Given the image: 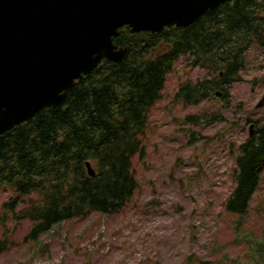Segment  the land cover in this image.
<instances>
[{"label": "trees", "instance_id": "obj_1", "mask_svg": "<svg viewBox=\"0 0 264 264\" xmlns=\"http://www.w3.org/2000/svg\"><path fill=\"white\" fill-rule=\"evenodd\" d=\"M219 9L188 28L138 34L120 29L114 43L128 49L122 63L102 62L60 107L46 108L0 137V188L16 195L4 203L0 220L29 221L32 236L39 237L95 212H124L140 188L133 159L145 155L149 113L163 99L179 59L189 56L191 66L206 72L176 93L184 106H199L217 93L229 97L250 49H264V0H233ZM253 122L254 132L237 148L235 185L225 203V211L238 218L248 215L264 181V116L246 125ZM5 245L1 240L0 250Z\"/></svg>", "mask_w": 264, "mask_h": 264}, {"label": "rangeland", "instance_id": "obj_2", "mask_svg": "<svg viewBox=\"0 0 264 264\" xmlns=\"http://www.w3.org/2000/svg\"><path fill=\"white\" fill-rule=\"evenodd\" d=\"M205 77L189 58L174 65L163 99L149 113L145 155L133 159L140 188L124 212H95L39 237L29 221L0 220L6 241L0 264H264V181L247 216L225 211L237 148L255 126L246 121L264 116V106L257 108L264 49H250L226 99L188 107L177 100L182 83ZM192 115L200 116L197 123L187 122ZM15 196L0 188V218Z\"/></svg>", "mask_w": 264, "mask_h": 264}, {"label": "water", "instance_id": "obj_3", "mask_svg": "<svg viewBox=\"0 0 264 264\" xmlns=\"http://www.w3.org/2000/svg\"><path fill=\"white\" fill-rule=\"evenodd\" d=\"M228 1L0 0V136L59 107L102 60L123 62L128 50L113 42L121 28L188 27Z\"/></svg>", "mask_w": 264, "mask_h": 264}, {"label": "flooded vegetation", "instance_id": "obj_4", "mask_svg": "<svg viewBox=\"0 0 264 264\" xmlns=\"http://www.w3.org/2000/svg\"><path fill=\"white\" fill-rule=\"evenodd\" d=\"M220 7V6H219ZM219 7L218 8H216L213 12H214V15H216V14H218L219 12H220V9H219ZM209 14V13H208ZM208 14H205V15H203V16H201L200 18H198L192 25H194V24H196V22L197 21H203V20H205L206 18H203L204 16H208ZM191 25V26H192ZM181 28H183V27H181ZM181 28H176V29H181ZM188 58H190L189 56H188Z\"/></svg>", "mask_w": 264, "mask_h": 264}]
</instances>
